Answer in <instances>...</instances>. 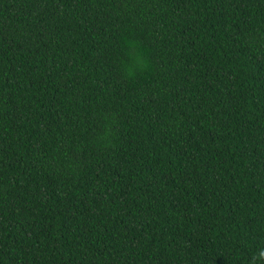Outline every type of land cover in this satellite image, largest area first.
<instances>
[{
	"label": "trees",
	"instance_id": "obj_1",
	"mask_svg": "<svg viewBox=\"0 0 264 264\" xmlns=\"http://www.w3.org/2000/svg\"><path fill=\"white\" fill-rule=\"evenodd\" d=\"M264 0H0V264H264Z\"/></svg>",
	"mask_w": 264,
	"mask_h": 264
},
{
	"label": "clouds",
	"instance_id": "obj_2",
	"mask_svg": "<svg viewBox=\"0 0 264 264\" xmlns=\"http://www.w3.org/2000/svg\"><path fill=\"white\" fill-rule=\"evenodd\" d=\"M257 259L264 260V250L259 251Z\"/></svg>",
	"mask_w": 264,
	"mask_h": 264
}]
</instances>
